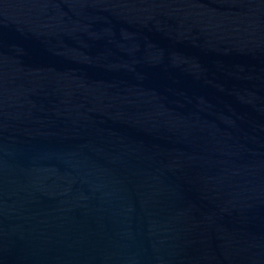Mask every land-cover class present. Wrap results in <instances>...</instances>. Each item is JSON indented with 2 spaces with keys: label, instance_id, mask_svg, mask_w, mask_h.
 I'll return each mask as SVG.
<instances>
[{
  "label": "water",
  "instance_id": "water-1",
  "mask_svg": "<svg viewBox=\"0 0 264 264\" xmlns=\"http://www.w3.org/2000/svg\"><path fill=\"white\" fill-rule=\"evenodd\" d=\"M0 264H264V0H0Z\"/></svg>",
  "mask_w": 264,
  "mask_h": 264
}]
</instances>
